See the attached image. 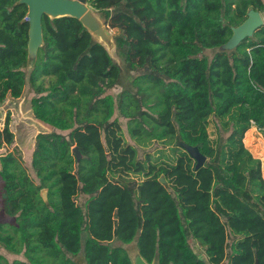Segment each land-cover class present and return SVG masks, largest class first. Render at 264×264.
<instances>
[{"label":"trees","instance_id":"trees-1","mask_svg":"<svg viewBox=\"0 0 264 264\" xmlns=\"http://www.w3.org/2000/svg\"><path fill=\"white\" fill-rule=\"evenodd\" d=\"M88 3L115 29L133 77L118 94L121 64L78 17L43 14L32 61L28 5L0 0V105L29 84L33 115L51 125L36 134L29 169L9 116L0 128V247L22 256L0 253V264H78L81 251L87 264H133V241L148 263L264 264L262 161L244 142L252 124L264 128V24L206 54L251 10L264 13V0ZM122 119L171 153L141 160Z\"/></svg>","mask_w":264,"mask_h":264},{"label":"water","instance_id":"water-1","mask_svg":"<svg viewBox=\"0 0 264 264\" xmlns=\"http://www.w3.org/2000/svg\"><path fill=\"white\" fill-rule=\"evenodd\" d=\"M21 2H24L28 5V14L26 18L30 23L29 58L32 61L36 57L38 47L43 44V14H47L52 18L65 15L78 17L83 22V24L95 35L97 39L103 42L109 38L107 30L102 26L100 20L93 13L92 9H86L85 5H87L88 0H21ZM263 24L264 18L262 16V13L259 11L251 10L249 12L248 18L238 27L234 28V33L230 37L228 43L232 41L235 47L243 39L252 36L255 31L258 30ZM184 147L197 161V168L205 164L206 156L199 150L197 146L185 144ZM74 151L78 158H80L81 153L79 148L75 147ZM161 181L165 182V179L162 178ZM42 194L44 196L46 195V189L42 190ZM115 218H118V213H115ZM137 253L139 257V264H158L157 261L148 263L141 256L139 250L137 251ZM257 264H259L258 261Z\"/></svg>","mask_w":264,"mask_h":264},{"label":"rangeland","instance_id":"rangeland-1","mask_svg":"<svg viewBox=\"0 0 264 264\" xmlns=\"http://www.w3.org/2000/svg\"><path fill=\"white\" fill-rule=\"evenodd\" d=\"M86 9H92L93 13L98 17V19L100 20L102 26L107 30L108 34H109V38L104 42V44L106 45V47L108 48L110 54L112 55V57L115 59V61H117L118 63L121 64L122 68H123V73H122V77H121V81L120 83L112 90V92H114L115 94H118L120 93L121 91H123L125 88H127L128 86L131 85V81H132V75L130 73H128L126 70H125V64L117 50V46H116V42H115V39H114V35H115V29H109V27L105 24V21L104 19L101 17V15L96 11L94 10L93 8H91L90 4L87 3V5H85ZM262 16L264 18V13H262ZM234 49V43L232 41H230V43L222 46V47H219V48H215V49H209L206 51V54L209 56V57H212L216 52L218 51H231ZM30 70V68L28 69V71ZM34 95V92H33V89L29 86V84L26 86V89L24 91V94H23V98H25L24 100L27 102V101H30L32 96ZM12 98V97H11ZM7 100V99H6ZM6 100L0 105V127H3L2 126V123L3 121L6 119V117L8 115H11V114H8V102H6ZM35 123H37V125L40 127V128H37V130L34 132L33 136L31 138H28L29 141L28 143L24 144V148H26V150L21 153L22 154V162L25 166H28L27 163V160L32 159V155H33V152H32V149L34 148V143H35V136L38 132L40 131H45V130H48L51 128V125L50 124H38L39 122L35 119V117H33V119ZM122 122H123V131H122V135H123V138L125 140V143H130L132 144L135 148H137L138 150V157L142 160V158H145L147 153L150 152L151 153V156H152V159L153 161H162L164 160L170 153H171V146H163L162 143L160 142H156V141H147V142H143L141 140H138L137 138H133L130 133H129V130H128V127L126 125V122L124 119H122ZM35 123H31L32 126L35 124ZM209 130L210 132L212 133V136H214V125H213V120L211 119V123L209 125ZM26 154V156H25ZM130 176H135L137 177L138 179L141 178V175H138V174H133L131 173ZM87 234L84 233L83 235V240H85ZM193 245H194V249L200 254V256L202 258H205L206 255L205 253L202 252L200 246L196 243V242H193ZM127 251L130 255V258L133 262V264H139V257H138V248L136 246V241H133L132 243L128 244L127 246ZM0 253H6L8 255V258L10 260H13L15 259L16 257H22V256H19L17 254H11V253H8L4 248H1L0 247ZM76 261L78 264H87L86 261H85V258H84V254H83V251H81L78 256L76 257ZM222 264H227V262H224Z\"/></svg>","mask_w":264,"mask_h":264},{"label":"crops","instance_id":"crops-1","mask_svg":"<svg viewBox=\"0 0 264 264\" xmlns=\"http://www.w3.org/2000/svg\"><path fill=\"white\" fill-rule=\"evenodd\" d=\"M25 98L20 97L18 99H13L11 96H8L6 102H8V115L10 117V128L15 134V145L18 146L21 153H23L26 148L24 144L28 143L29 139L37 130L40 128L37 123L34 122L32 109L30 101H25ZM1 107V106H0ZM39 122L38 124H45L46 122L41 121L35 117ZM31 123H35L33 126ZM48 124V123H47ZM3 126V123H2ZM37 128H36V127ZM2 129V127H0ZM244 142L252 154L261 159L262 161V172L264 177V132H262L258 126L252 124L251 127L247 130ZM6 148L0 149V154L5 151ZM13 150L12 148H9ZM34 148L32 149L33 152ZM26 156V154H25ZM30 159L27 160L28 169L30 166ZM201 248V247H200ZM202 250V249H201ZM203 252V251H202ZM206 258V257H205Z\"/></svg>","mask_w":264,"mask_h":264},{"label":"built area","instance_id":"built-area-1","mask_svg":"<svg viewBox=\"0 0 264 264\" xmlns=\"http://www.w3.org/2000/svg\"><path fill=\"white\" fill-rule=\"evenodd\" d=\"M260 129V128H259ZM262 132H264V128L263 129H260Z\"/></svg>","mask_w":264,"mask_h":264}]
</instances>
